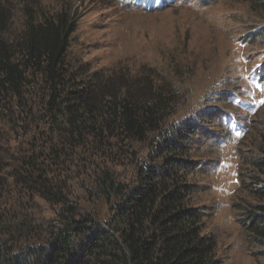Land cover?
Returning a JSON list of instances; mask_svg holds the SVG:
<instances>
[{"label": "trees", "instance_id": "16d2710c", "mask_svg": "<svg viewBox=\"0 0 264 264\" xmlns=\"http://www.w3.org/2000/svg\"><path fill=\"white\" fill-rule=\"evenodd\" d=\"M23 4L0 2V264H224L193 140L166 130L178 88L148 67L74 78L71 3ZM253 132L258 150L237 153L255 182L240 176L234 209L264 248V126Z\"/></svg>", "mask_w": 264, "mask_h": 264}, {"label": "rangeland", "instance_id": "374dc122", "mask_svg": "<svg viewBox=\"0 0 264 264\" xmlns=\"http://www.w3.org/2000/svg\"><path fill=\"white\" fill-rule=\"evenodd\" d=\"M0 2L33 9L44 2L51 10L56 2L71 3L79 27L67 62L78 80L114 67L132 72L148 67L168 78L178 88L180 109L166 130L193 140L188 161L198 171L196 189L219 258L224 264H264V248L244 227V214L234 209L244 206L240 176L253 184L256 171L237 151L258 150L252 129L264 126V0ZM146 153L140 166L151 162ZM119 172L131 180L127 169Z\"/></svg>", "mask_w": 264, "mask_h": 264}]
</instances>
